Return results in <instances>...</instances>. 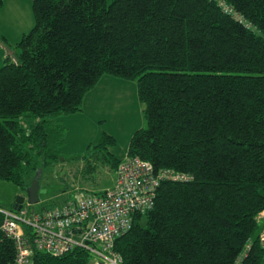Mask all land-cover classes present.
<instances>
[{
	"label": "trees",
	"instance_id": "obj_1",
	"mask_svg": "<svg viewBox=\"0 0 264 264\" xmlns=\"http://www.w3.org/2000/svg\"><path fill=\"white\" fill-rule=\"evenodd\" d=\"M32 9L33 28L7 43L0 68V178L27 191L42 162L59 161L51 119L82 111L105 76L135 80L148 128L127 155L193 180L161 182L153 209L116 240L123 264H264V0H34ZM111 162L116 174L121 160ZM15 257L0 234V264ZM91 260L76 248L37 252L32 264Z\"/></svg>",
	"mask_w": 264,
	"mask_h": 264
},
{
	"label": "rangeland",
	"instance_id": "obj_2",
	"mask_svg": "<svg viewBox=\"0 0 264 264\" xmlns=\"http://www.w3.org/2000/svg\"><path fill=\"white\" fill-rule=\"evenodd\" d=\"M15 12L10 7L0 10V24L4 31H9L11 39L16 36L17 20L22 19ZM3 65L0 59V68ZM144 110L137 81L105 76L87 94L82 111L51 119L52 139L60 158L48 166L42 162L40 202L34 207L59 206L87 193L112 188L116 174L111 160L126 157L135 131L148 128ZM32 123L34 119L29 120V125ZM104 134L115 138L114 145H100ZM21 196L26 197L27 203L26 191L0 178L1 211H14L16 199Z\"/></svg>",
	"mask_w": 264,
	"mask_h": 264
},
{
	"label": "built area",
	"instance_id": "obj_3",
	"mask_svg": "<svg viewBox=\"0 0 264 264\" xmlns=\"http://www.w3.org/2000/svg\"><path fill=\"white\" fill-rule=\"evenodd\" d=\"M166 180L189 182L193 177L156 171L150 161L127 155L116 170L113 188L59 206L36 209L27 202L20 210H0V234L14 243L13 264H32L37 252L60 257L76 248L91 254L89 264H123L115 251L116 240L132 229L137 214L153 209L157 190ZM257 220L263 223L259 240L264 247V211Z\"/></svg>",
	"mask_w": 264,
	"mask_h": 264
},
{
	"label": "crops",
	"instance_id": "obj_4",
	"mask_svg": "<svg viewBox=\"0 0 264 264\" xmlns=\"http://www.w3.org/2000/svg\"><path fill=\"white\" fill-rule=\"evenodd\" d=\"M33 1L34 0H4L3 6L0 8V10L3 9L4 7L7 8L10 7L11 10H16L15 14H17V16L19 15L22 16V19L17 20L18 25L15 27L17 30H15V34H14L16 36L14 38L13 36H11L13 39L8 37L9 31L8 32L4 31L2 29V25L0 24V44L2 45V48L0 47V59L2 60V63L5 62V60L7 59L8 55H10L11 52L7 48V43L12 42V45L17 43L24 34L28 33L33 28L34 26V16L32 9ZM119 159L122 160L123 158H119ZM261 224L263 225V223Z\"/></svg>",
	"mask_w": 264,
	"mask_h": 264
},
{
	"label": "water",
	"instance_id": "obj_5",
	"mask_svg": "<svg viewBox=\"0 0 264 264\" xmlns=\"http://www.w3.org/2000/svg\"><path fill=\"white\" fill-rule=\"evenodd\" d=\"M40 174L41 170L36 174V177L32 181V184L27 188L28 202L31 205H36L40 202L39 190H40ZM26 202V197L21 196L16 199V209L20 210L23 204Z\"/></svg>",
	"mask_w": 264,
	"mask_h": 264
}]
</instances>
